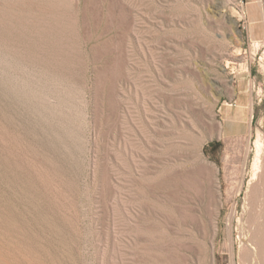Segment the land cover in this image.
<instances>
[{
  "label": "rangeland",
  "instance_id": "374dc122",
  "mask_svg": "<svg viewBox=\"0 0 264 264\" xmlns=\"http://www.w3.org/2000/svg\"><path fill=\"white\" fill-rule=\"evenodd\" d=\"M263 126L264 0H0V264H264Z\"/></svg>",
  "mask_w": 264,
  "mask_h": 264
},
{
  "label": "crops",
  "instance_id": "0c3cea01",
  "mask_svg": "<svg viewBox=\"0 0 264 264\" xmlns=\"http://www.w3.org/2000/svg\"><path fill=\"white\" fill-rule=\"evenodd\" d=\"M253 95L249 85L238 82L234 103L225 108V113L222 117V132L225 138L245 136L251 130Z\"/></svg>",
  "mask_w": 264,
  "mask_h": 264
},
{
  "label": "bare ground",
  "instance_id": "6f19581e",
  "mask_svg": "<svg viewBox=\"0 0 264 264\" xmlns=\"http://www.w3.org/2000/svg\"><path fill=\"white\" fill-rule=\"evenodd\" d=\"M264 131V126H263V129H262V132ZM260 135H261V133H260ZM259 135V136H260ZM264 139V138H263ZM263 139L261 140V141H263ZM179 176V175H178ZM178 176H176V177H178ZM176 177H175V179H176ZM182 178V177H181ZM193 178V177H192ZM178 179V178H177ZM180 179V178H179ZM178 179V180H179ZM194 180V179H193ZM201 182V181H200ZM175 185V184H174ZM175 187H178V186H175ZM180 188V187H179ZM182 188V187H181ZM200 188H202V187H200ZM208 188V187H207ZM179 189L177 188V189H175L174 191H175V197H177L178 196V194L180 193L181 194V191L179 192L178 191ZM203 191V190H202ZM207 197V196H206ZM255 199V198H254ZM257 203V202H256ZM210 205H211V203H210ZM258 206H259V204H258ZM256 207H257V205H256ZM260 207V206H259ZM258 208V207H257ZM264 212V211H263ZM215 214V213H214ZM256 214V213H255ZM195 216L197 217V219H198V217H199V220L201 221V223H203L204 222V220L202 219V217L201 216H198L197 214H195ZM255 217V216H254ZM233 219V218H232ZM260 220H261V218H260ZM264 221V220H263ZM211 222V221H210ZM213 225H215V224H213ZM215 229V228H214ZM263 234H264V223H258L257 225H256V244L259 246L260 245V238H262V236H263ZM262 244V243H261ZM232 251H233V246H232ZM243 251L244 252H247L248 254L249 253H251V254H255V252H256V248H255V246L253 245V244H251V243H247V245H246V247H244V249H243ZM187 254V253H186ZM251 256V255H250ZM250 256H248V257H250ZM260 256V255H259ZM247 257V256H246ZM252 257V256H251ZM250 257V258H251ZM251 260V259H250ZM256 260V259H255ZM251 263V262H250Z\"/></svg>",
  "mask_w": 264,
  "mask_h": 264
}]
</instances>
